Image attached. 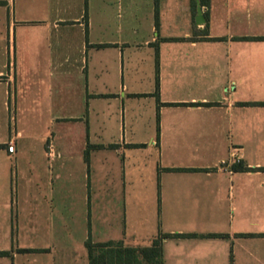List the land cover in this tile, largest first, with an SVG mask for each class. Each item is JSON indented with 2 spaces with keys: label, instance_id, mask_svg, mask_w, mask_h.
<instances>
[{
  "label": "crops",
  "instance_id": "obj_1",
  "mask_svg": "<svg viewBox=\"0 0 264 264\" xmlns=\"http://www.w3.org/2000/svg\"><path fill=\"white\" fill-rule=\"evenodd\" d=\"M146 221L193 234L163 264H264V0H0V264H88Z\"/></svg>",
  "mask_w": 264,
  "mask_h": 264
},
{
  "label": "trees",
  "instance_id": "obj_2",
  "mask_svg": "<svg viewBox=\"0 0 264 264\" xmlns=\"http://www.w3.org/2000/svg\"><path fill=\"white\" fill-rule=\"evenodd\" d=\"M208 3V2H207ZM85 159L88 162L87 152ZM234 169L237 167L234 166ZM193 234H158L148 246H125L122 243H94L88 236L85 245L88 252V264H163L162 240L166 237H185ZM212 236H219L212 234ZM6 253V252H0Z\"/></svg>",
  "mask_w": 264,
  "mask_h": 264
},
{
  "label": "rangeland",
  "instance_id": "obj_3",
  "mask_svg": "<svg viewBox=\"0 0 264 264\" xmlns=\"http://www.w3.org/2000/svg\"><path fill=\"white\" fill-rule=\"evenodd\" d=\"M75 132H76V138H81L84 136V128L82 129V126L78 125L77 128L75 127ZM119 134H118V131H112V138H118ZM140 137V136H138ZM107 139V138H105ZM150 168L145 166L143 167L142 169V173H143V178H144V183H148V180H149V173H150ZM155 193V192H153ZM156 195V194H155ZM155 195L153 194L152 197H153V203H152V197H151V194H147L146 192L143 193V195H140L139 197L141 198H138L139 200L137 201V197L138 196H129L127 195L126 197V205H127V209L129 210V208H132V202H140V203H143L144 206H143V214L145 217H148L146 218V220H149L150 218V215L152 214L153 216L155 215L156 213V200L154 199L155 198ZM119 197V196H118ZM113 213H115L116 215V212L113 211ZM117 216L121 217V209H119V211H117ZM140 222H134V224L132 225L133 226V229H135V232L134 234L136 235V237H138V243L142 244V245H149V240H147L148 238L145 237V234L148 230L149 227V222L146 221V223H144V225H140L139 224ZM142 224V223H141ZM128 225L130 226L131 225V222L128 221ZM137 233V234H136ZM145 237V238H143Z\"/></svg>",
  "mask_w": 264,
  "mask_h": 264
},
{
  "label": "built area",
  "instance_id": "obj_4",
  "mask_svg": "<svg viewBox=\"0 0 264 264\" xmlns=\"http://www.w3.org/2000/svg\"><path fill=\"white\" fill-rule=\"evenodd\" d=\"M8 150L9 151H12L13 150V145L12 144H9ZM236 161H237L236 157L235 156H232V158L229 159V160H223V161H221L217 167L218 168H227V167L230 166V164H232V163H234Z\"/></svg>",
  "mask_w": 264,
  "mask_h": 264
},
{
  "label": "water",
  "instance_id": "obj_5",
  "mask_svg": "<svg viewBox=\"0 0 264 264\" xmlns=\"http://www.w3.org/2000/svg\"><path fill=\"white\" fill-rule=\"evenodd\" d=\"M204 22V18L202 16V11H201V7L198 4L197 6V17H196V23L197 24H202Z\"/></svg>",
  "mask_w": 264,
  "mask_h": 264
}]
</instances>
